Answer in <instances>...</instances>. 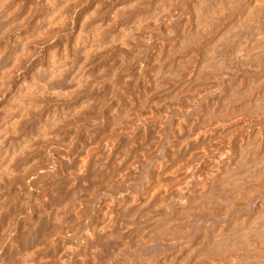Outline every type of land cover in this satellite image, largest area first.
I'll return each mask as SVG.
<instances>
[{
	"label": "clouds",
	"instance_id": "clouds-1",
	"mask_svg": "<svg viewBox=\"0 0 264 264\" xmlns=\"http://www.w3.org/2000/svg\"><path fill=\"white\" fill-rule=\"evenodd\" d=\"M45 2L61 12L75 6L73 0ZM6 3L0 0V8ZM123 11L104 28L116 26ZM118 35L127 36L129 50L115 76L99 74L110 87L89 100L93 115L78 119L77 109L58 113L55 121L49 116L48 138L16 172L21 183L41 168L70 181L71 199L58 209L47 247L62 237L80 264H264V0H162ZM56 38L75 40L71 24L48 42ZM0 41V60L8 59L0 68L5 114L20 113L18 94L29 75L43 77L46 95L61 75L74 86L76 55L92 43L82 35L67 55L54 45L61 56L54 71L42 45L21 60L18 32L6 29ZM61 126L74 131L58 134ZM10 147L0 141V154ZM6 211L0 201V214ZM21 221L24 243L34 238L25 211L0 234V253L11 245L19 252L14 264H39L31 259L35 249L20 252L13 240Z\"/></svg>",
	"mask_w": 264,
	"mask_h": 264
},
{
	"label": "bare ground",
	"instance_id": "bare-ground-1",
	"mask_svg": "<svg viewBox=\"0 0 264 264\" xmlns=\"http://www.w3.org/2000/svg\"><path fill=\"white\" fill-rule=\"evenodd\" d=\"M62 2L63 0H54V4ZM161 2L162 0H73L75 6L61 12L45 0H7L6 6L0 8V33H5L6 29L8 35L18 32L23 41L19 44L21 60L27 59L37 45H42L46 63L54 71H59L61 56L60 52L54 50V45H58L60 51L67 55L68 49L76 45L82 35L85 37V43L89 38L92 41L84 49V54L76 55L79 67L78 74L73 73L74 86L71 82L66 83L61 75L60 79L52 81L55 85L51 88L52 94L46 95L49 88L44 83L43 77L32 80L29 75L28 79L23 81L25 90L18 94L20 113L17 114L15 111L11 114L0 113V141L11 145L3 154H0V201L7 206V211L0 214V220L2 219L0 234H3L11 224L16 223L18 216H23L25 211L30 212L31 223L28 227L29 230L35 227V232L32 234L34 238L28 244L24 243L25 224L21 221L17 224L13 240L17 243L20 252L25 254L31 253L35 248V255L31 259L38 260L39 264H51L56 259H59L61 264H67L66 256L74 261V264H80L79 255H71V250L64 248L63 242L56 244L53 254L47 256L48 238L50 239L57 228L56 213L71 199L73 190L67 187L70 181L63 172L56 173L53 183L46 182L52 175H46L43 168L40 169L39 176L32 172L24 183H21L16 172L32 163V160L36 158L33 154L35 145L41 138L45 140L48 138L49 116H52L55 121L58 113L76 112L77 109L81 111L78 119L87 120L93 115L87 107L89 100L93 97L99 100L100 90L110 87L99 74L103 72L107 76L109 72H113L116 64L129 50L127 36L118 35L120 29L131 26L137 21L142 22L143 18L157 10V5ZM215 2L220 3L221 0H215ZM117 9H124L117 25L105 29L104 24L111 21ZM69 11L75 13L71 21L66 19ZM171 18L174 17H169ZM187 20H191V17ZM69 23L74 31L75 40L62 43L56 38L52 39L51 43L48 42L49 38L59 36L62 25L66 26ZM151 23L156 25L159 21L154 20ZM161 30L166 29L161 26ZM11 39L15 41L16 36H11ZM117 39L120 43L115 42ZM2 44L3 41H0V46ZM162 46L167 45L162 42ZM50 49H52L51 53ZM6 63H8L7 58L0 60V68ZM140 67L142 68L143 64ZM136 71L139 75L140 69ZM21 75L26 74L21 73ZM113 75L116 74L113 72ZM29 81L32 82L29 83ZM67 123L70 125L71 121ZM55 130L58 134L74 131L64 126ZM5 160L6 163H4ZM84 163L87 165V161ZM33 193L34 197L36 194V199L33 198L34 202L31 199ZM58 193H63L64 198L62 194H59L62 199L58 200L60 198L57 199ZM20 199L26 202L19 203ZM49 223L52 225L47 228ZM18 255L19 252L8 245L4 252L0 253V258L5 261V264H14Z\"/></svg>",
	"mask_w": 264,
	"mask_h": 264
},
{
	"label": "rangeland",
	"instance_id": "rangeland-1",
	"mask_svg": "<svg viewBox=\"0 0 264 264\" xmlns=\"http://www.w3.org/2000/svg\"><path fill=\"white\" fill-rule=\"evenodd\" d=\"M188 18H189V17H187L186 20H187ZM168 22H169V23H177L176 20H175V17L169 19ZM183 22H184V21H182V22H180V23H183ZM178 26H179V25H178ZM97 90H98V89H97ZM97 90H96V91H97ZM73 130H74V129H73ZM50 180H51V181H50ZM53 181H54L53 176H50V177L46 180L47 183H48V182H49V183H53ZM59 194H62V198H64V196H63L64 194H63V193H58L57 199L60 197ZM153 196H155V193H153ZM33 198L36 199V194H35V197H34V193H33L32 198H31V199L33 200V202H34L35 200H34ZM62 198L60 197L58 200H60V199H62ZM18 201H19V203H24V202H26V201L23 200V199H20V200H18ZM23 201H24V202H23ZM1 220H2V219H1ZM1 220H0V221H1ZM47 225H48L47 228H50L52 224L49 223V224H47ZM45 226H46V225H45ZM52 235H53V234H52ZM51 238H52V236L50 237V239H51ZM60 238H61V242H63V238H62V237H60ZM50 239L48 238V240H50ZM64 248L71 250L72 253L75 251V250H74V247H73L72 244H68L66 247L64 246ZM34 249H35V248H34ZM53 249H54V248H51V249L48 248V249H47V254H48V255H47V254H46V255H47L48 257L51 256V254H53ZM49 251H50V252H49ZM32 252H33V249H32ZM48 252H49V253H48ZM75 256H76V255H75Z\"/></svg>",
	"mask_w": 264,
	"mask_h": 264
}]
</instances>
